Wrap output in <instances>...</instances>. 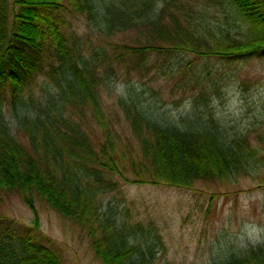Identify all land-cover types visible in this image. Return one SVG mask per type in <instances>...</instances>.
I'll return each instance as SVG.
<instances>
[{
  "label": "trees",
  "instance_id": "16d2710c",
  "mask_svg": "<svg viewBox=\"0 0 264 264\" xmlns=\"http://www.w3.org/2000/svg\"><path fill=\"white\" fill-rule=\"evenodd\" d=\"M175 1L0 0V204L13 194L34 212L30 224L0 227V264H68L40 230L38 202L79 227L100 264H156V248L106 211L102 196L120 187L119 176L181 188L255 175L264 183V154L247 132L206 121L197 106L167 120L140 92L116 90L121 75L130 83L136 73L180 71L149 64L151 55L264 56V0H215L226 15L215 27L186 4L168 20ZM79 16L98 44L73 28ZM126 29L135 32L120 39ZM219 264H264V244Z\"/></svg>",
  "mask_w": 264,
  "mask_h": 264
},
{
  "label": "rangeland",
  "instance_id": "374dc122",
  "mask_svg": "<svg viewBox=\"0 0 264 264\" xmlns=\"http://www.w3.org/2000/svg\"><path fill=\"white\" fill-rule=\"evenodd\" d=\"M175 3L180 8L168 10V20L172 18L171 11L181 14L186 4L196 7L205 24L215 27L225 23L226 15L215 0ZM71 21L74 29L92 34L93 42L99 43L98 35L83 16L71 17ZM122 32L119 38L125 40L135 29ZM147 61L158 65L171 62L180 71L165 79L154 78L152 72L143 76L136 73L130 83L121 75L118 93L140 92L171 121H179L197 106L206 121L214 117L232 133L247 132L251 143L259 148L258 153L264 154V57L228 61L185 52L175 59L164 54L151 55ZM35 86L37 94L41 93L36 83ZM119 178L120 187L102 196L106 211L114 212L120 223L129 224L127 231L134 232V228L141 241L156 248V264H219L251 245L264 244V183L258 175L214 182L199 179L192 188ZM38 208L40 230L61 245L68 264H100L89 238L79 227L45 204L38 202ZM32 221L34 212L20 197H3L0 227H20Z\"/></svg>",
  "mask_w": 264,
  "mask_h": 264
},
{
  "label": "bare ground",
  "instance_id": "6f19581e",
  "mask_svg": "<svg viewBox=\"0 0 264 264\" xmlns=\"http://www.w3.org/2000/svg\"><path fill=\"white\" fill-rule=\"evenodd\" d=\"M255 57H264V56H255ZM248 59V58H247Z\"/></svg>",
  "mask_w": 264,
  "mask_h": 264
}]
</instances>
